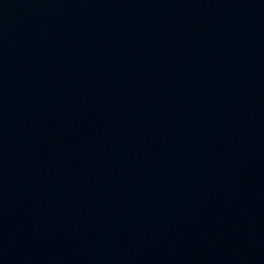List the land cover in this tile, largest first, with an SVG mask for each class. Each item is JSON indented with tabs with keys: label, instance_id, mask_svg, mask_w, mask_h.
Segmentation results:
<instances>
[{
	"label": "water",
	"instance_id": "95a60500",
	"mask_svg": "<svg viewBox=\"0 0 264 264\" xmlns=\"http://www.w3.org/2000/svg\"><path fill=\"white\" fill-rule=\"evenodd\" d=\"M0 264H264V0H0Z\"/></svg>",
	"mask_w": 264,
	"mask_h": 264
}]
</instances>
